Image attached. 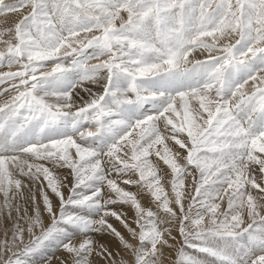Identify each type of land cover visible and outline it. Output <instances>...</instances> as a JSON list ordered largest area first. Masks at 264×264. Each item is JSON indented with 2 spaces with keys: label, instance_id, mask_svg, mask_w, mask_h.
<instances>
[{
  "label": "snow or ice",
  "instance_id": "snow-or-ice-1",
  "mask_svg": "<svg viewBox=\"0 0 264 264\" xmlns=\"http://www.w3.org/2000/svg\"><path fill=\"white\" fill-rule=\"evenodd\" d=\"M0 18V264H264V0Z\"/></svg>",
  "mask_w": 264,
  "mask_h": 264
},
{
  "label": "rangeland",
  "instance_id": "rangeland-1",
  "mask_svg": "<svg viewBox=\"0 0 264 264\" xmlns=\"http://www.w3.org/2000/svg\"><path fill=\"white\" fill-rule=\"evenodd\" d=\"M0 20H2V18H0ZM144 202L146 204L148 203V197L144 198ZM117 227H120V226L117 224ZM121 230H123V229H121ZM55 251H56V249L54 247L53 248H49V249L46 250L45 256L38 257L37 259L38 260H42V259L46 258L47 255H50V254H52ZM57 255H59V253H57Z\"/></svg>",
  "mask_w": 264,
  "mask_h": 264
}]
</instances>
